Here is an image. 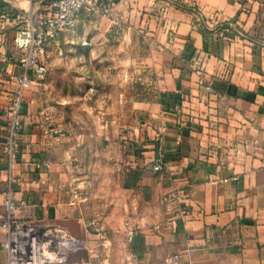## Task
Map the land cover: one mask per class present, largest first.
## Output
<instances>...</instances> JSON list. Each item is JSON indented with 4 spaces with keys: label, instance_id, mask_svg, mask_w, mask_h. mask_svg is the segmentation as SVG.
Instances as JSON below:
<instances>
[{
    "label": "crops",
    "instance_id": "obj_1",
    "mask_svg": "<svg viewBox=\"0 0 264 264\" xmlns=\"http://www.w3.org/2000/svg\"><path fill=\"white\" fill-rule=\"evenodd\" d=\"M101 1L126 28L148 35L151 56L165 71L161 101L139 104L148 139L133 167L143 169L138 185L161 181L168 207L154 224L161 225L157 233L169 242V254H180L178 264H264V6L255 0ZM47 4L0 0V209L11 187L17 203H25L19 219L68 223L74 212L65 210L55 135L27 90L10 173L1 149L2 114L15 91L11 77L22 73L13 37L26 15ZM159 155L164 165L155 172ZM134 233L135 244L158 238ZM5 240L0 229V264H6Z\"/></svg>",
    "mask_w": 264,
    "mask_h": 264
},
{
    "label": "rangeland",
    "instance_id": "obj_2",
    "mask_svg": "<svg viewBox=\"0 0 264 264\" xmlns=\"http://www.w3.org/2000/svg\"><path fill=\"white\" fill-rule=\"evenodd\" d=\"M151 53L141 29L84 11L49 48L45 79L27 90L36 115L59 132L55 157L67 188L65 210L74 212L68 223L36 222L50 242L43 264H166L170 244L154 224L168 207L161 181L123 187L148 139L139 104L162 99L165 71ZM130 227L158 238L135 244ZM56 234L76 242L61 246Z\"/></svg>",
    "mask_w": 264,
    "mask_h": 264
},
{
    "label": "built area",
    "instance_id": "obj_3",
    "mask_svg": "<svg viewBox=\"0 0 264 264\" xmlns=\"http://www.w3.org/2000/svg\"><path fill=\"white\" fill-rule=\"evenodd\" d=\"M255 1L264 6V0ZM83 10L103 17H111L118 27L123 24L110 6L101 0H51L43 11L37 10L26 15L25 28L17 31L13 37V45L20 52L18 64L22 73L11 77L15 84V91L2 114L5 120V134L1 149L7 158L9 173L17 161L20 150L18 134L21 127L24 92L38 81L45 79L48 72L46 63L48 46L58 43L59 38L76 25ZM219 36H223V33H219ZM175 110H179L178 104ZM50 133L55 135L56 141H59L58 130L50 129ZM224 160L225 158L222 161ZM44 165L49 167L50 163L46 162ZM163 165L164 159L159 155L154 158L152 169L160 172ZM8 179H11V175ZM231 180H237V177L233 176ZM24 206V202L17 203L11 187L4 192L0 209V229L6 232V240L2 244L7 252L6 264H43L47 259L50 260L49 257L42 258L44 256L43 246L49 245L50 242H44L43 237L47 233L40 234L35 221L17 217L19 207ZM179 213L184 215L186 211L180 209ZM94 223V221L91 222L92 225ZM169 223L173 224L174 220L170 219ZM94 229L98 231L97 226ZM128 233L129 238L133 239L135 233L132 227L129 228ZM56 237L61 239L58 242L61 246L76 242L72 236L56 234ZM179 261V253L168 254L165 258L166 264H178Z\"/></svg>",
    "mask_w": 264,
    "mask_h": 264
},
{
    "label": "trees",
    "instance_id": "obj_4",
    "mask_svg": "<svg viewBox=\"0 0 264 264\" xmlns=\"http://www.w3.org/2000/svg\"><path fill=\"white\" fill-rule=\"evenodd\" d=\"M51 0H48V4L50 3ZM47 4V5H48ZM84 11L86 10H83L81 13H83ZM88 12V11H86ZM90 13V12H89ZM26 26V22L24 24V26L19 29L18 31L24 29ZM221 28H224V25H222L221 27H219V29ZM60 39V38H59ZM53 44L49 45L48 46V50L49 48L52 46ZM143 176V169L141 168H134V169H131L130 170V174L127 176V178L125 179V182L123 184V187L126 188V189H129V188H135L136 186H138V181L139 179Z\"/></svg>",
    "mask_w": 264,
    "mask_h": 264
}]
</instances>
